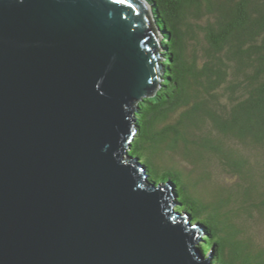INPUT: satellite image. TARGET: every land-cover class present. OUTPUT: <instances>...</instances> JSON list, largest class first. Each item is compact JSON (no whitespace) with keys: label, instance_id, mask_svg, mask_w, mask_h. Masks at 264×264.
Returning <instances> with one entry per match:
<instances>
[{"label":"water","instance_id":"1","mask_svg":"<svg viewBox=\"0 0 264 264\" xmlns=\"http://www.w3.org/2000/svg\"><path fill=\"white\" fill-rule=\"evenodd\" d=\"M147 0H0V264H216L130 153L164 74Z\"/></svg>","mask_w":264,"mask_h":264},{"label":"trees","instance_id":"2","mask_svg":"<svg viewBox=\"0 0 264 264\" xmlns=\"http://www.w3.org/2000/svg\"><path fill=\"white\" fill-rule=\"evenodd\" d=\"M147 1L164 74L130 153L172 183L216 264H264V0Z\"/></svg>","mask_w":264,"mask_h":264},{"label":"snow or ice","instance_id":"3","mask_svg":"<svg viewBox=\"0 0 264 264\" xmlns=\"http://www.w3.org/2000/svg\"><path fill=\"white\" fill-rule=\"evenodd\" d=\"M120 2H124V0H120Z\"/></svg>","mask_w":264,"mask_h":264},{"label":"rangeland","instance_id":"4","mask_svg":"<svg viewBox=\"0 0 264 264\" xmlns=\"http://www.w3.org/2000/svg\"><path fill=\"white\" fill-rule=\"evenodd\" d=\"M262 230V229H261Z\"/></svg>","mask_w":264,"mask_h":264}]
</instances>
